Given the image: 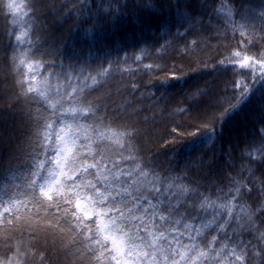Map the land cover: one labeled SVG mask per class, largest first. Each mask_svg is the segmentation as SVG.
Instances as JSON below:
<instances>
[{
  "label": "snow or ice",
  "instance_id": "obj_1",
  "mask_svg": "<svg viewBox=\"0 0 264 264\" xmlns=\"http://www.w3.org/2000/svg\"><path fill=\"white\" fill-rule=\"evenodd\" d=\"M50 11L45 0H0V16L21 29L5 32L16 90L0 109V223L37 221L29 233L36 243L6 247L0 264H36L30 257L41 231L70 237L65 251L75 249L77 264H264V0H67L55 9L60 15L49 19ZM133 20L154 24L171 37L165 44L183 43L185 53L199 43L187 38L201 31L235 41L212 68L241 77L233 81L235 103L220 104L224 110L211 117L195 111L209 95L199 86L176 101L187 105L181 113L206 121L165 133L173 141L187 134L181 149L199 138L183 168L145 149L141 130L111 96L90 98L121 53L126 61L127 49L139 47L112 32ZM146 67L165 73L148 88H173L185 77L173 72L170 80L165 68ZM148 98L153 107L166 101L165 94ZM254 100L251 139L222 146L218 156L217 125L222 131ZM237 150L245 163H235ZM169 153L177 148L163 150ZM42 246L48 250L47 241ZM47 259L41 253L39 264Z\"/></svg>",
  "mask_w": 264,
  "mask_h": 264
},
{
  "label": "trees",
  "instance_id": "obj_2",
  "mask_svg": "<svg viewBox=\"0 0 264 264\" xmlns=\"http://www.w3.org/2000/svg\"><path fill=\"white\" fill-rule=\"evenodd\" d=\"M65 3H67V0H45L46 10H51L49 19L60 15L55 12V9ZM141 29L143 35H141ZM13 31L19 35L21 29L11 23V17L6 20L3 16H0V109L6 103L12 102V96L16 90L13 79L14 69L10 66V61L5 60L4 57L6 51L4 45L7 43L5 32L10 33ZM112 32L119 33L116 36L118 42H120V36H125L128 44L136 43L139 47H129L127 49L129 58L126 61L123 53H121L119 65H114L108 69L107 74L98 77V81L102 86L92 92L90 98L106 100L108 96H111L116 104L125 109L123 112L125 119L135 123L141 130L142 146L145 149H150L151 152L160 151L161 156L159 159L172 161V167H175L178 162L180 168H183L185 162L191 159L188 152L191 148L199 146V138L181 149V145L189 139L187 134L184 135L182 140L173 141L170 137L166 138L165 133L171 131L177 124L197 123L200 125L206 121H194L193 115L195 113L193 111L181 113L179 109L187 107V105L178 104L176 101L182 99L187 90L194 91L195 87L199 86L207 91L209 95L199 97V99L204 100V103L196 106L195 111H207L208 116L211 117L213 114L219 115L224 110L223 107H219L220 104H224L226 107L228 101L235 103L234 100H231L233 81L240 80L241 77L235 76L233 74L234 70L231 68L227 72L223 69L212 71L218 61L229 54V48L225 45L235 44V41L224 39L223 33L218 37L215 32L201 31L198 37L189 36L187 38L189 41L197 39L199 43L198 46H190L188 52L185 53L183 43L165 44V41L170 40L171 37H165L163 31L156 32L154 24L150 27L142 25L138 20H133L121 28H113ZM157 41L159 43H156ZM160 45H165V47L161 49ZM153 46L160 49L159 55L154 52ZM140 48H144L146 51L141 53ZM133 54L136 56L142 55L145 58L142 62H137L134 60ZM115 58L114 53L112 59ZM149 64L165 68L170 80L173 79V72L177 76L183 75L185 77L172 80L171 83L177 85L173 88H148L146 86L149 83L156 84L165 75L164 72L149 70L146 67ZM105 67L107 68V65ZM92 75H96V73L93 72ZM89 85L95 87L91 85V82H89ZM133 87H139L140 91L133 92ZM152 93H155L157 97L165 94L166 101H162L153 107L154 101L148 98ZM258 98L259 93H257ZM127 105L131 106L128 107ZM254 106L255 100L253 104L245 105L235 115L226 119L222 131L217 125L216 152L218 156L221 154L222 146L227 147L229 143L238 146L246 137L251 139L247 134L253 128L256 115L253 111ZM188 131L194 132L195 129H189ZM165 139H168L167 145L164 142ZM172 146L177 148V153H169L168 157L165 158L163 150ZM235 156L237 157L235 163L242 164L246 162L239 158V150H237ZM224 159L227 160L228 158L225 156ZM3 179L4 177L0 176V181H3ZM36 223L34 217H19L11 224L0 223V253H3L6 247L13 246L17 241H20L23 245L35 244L36 239L30 240L29 233L33 231ZM28 225H31V227ZM36 235L42 237L41 246L38 250L33 249V256L30 257V259H35L36 264H39L41 253L48 257L45 264H77L78 258L73 256L75 249L69 252L65 251L71 245L70 237L62 240L58 235L53 238L51 233L45 235L43 231ZM9 239L10 243L5 245L4 241ZM44 241H47L48 244L47 251L42 246ZM52 245H55V247Z\"/></svg>",
  "mask_w": 264,
  "mask_h": 264
}]
</instances>
